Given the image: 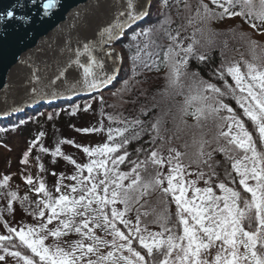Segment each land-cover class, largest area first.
I'll return each instance as SVG.
<instances>
[{"label":"snow or ice","instance_id":"1","mask_svg":"<svg viewBox=\"0 0 264 264\" xmlns=\"http://www.w3.org/2000/svg\"><path fill=\"white\" fill-rule=\"evenodd\" d=\"M28 2L31 6L39 5L43 16H50L60 5V0ZM183 2L185 9H190L187 0ZM210 2L214 7L200 0L196 16L208 22L239 16L254 31L264 35V0H258V5L256 0ZM137 3L138 0H124V6L118 8L114 19L98 31L94 40L70 49L73 57L59 68L55 80L64 77L69 68H75L80 79L69 87L70 91H75L77 85L88 92L109 87L117 78L119 68L106 71L104 58L112 60L114 65L122 62L112 45L123 40L126 32L149 16L151 3L139 7ZM162 5L167 7L168 0H162ZM23 8V0H18L0 12V24L13 20L28 22L29 15L17 16L16 9ZM170 23V18L165 17L158 27L131 31L130 41L134 43L125 47L136 48L132 56L133 78L138 65L148 71H158L161 64L166 66L168 87L184 96L179 109L181 123L186 124L184 116L194 117V127L201 129L200 138H193L191 145L185 144L184 152L168 148L165 156L163 149L170 140L165 139L166 130L160 117L121 118L122 127L108 129V142L103 145L94 148L75 145L89 157L86 164L77 163L61 151L59 144H74V141H60L52 151L53 157H63L76 171L72 176L59 174L57 196L47 189L43 178L34 182L31 175L24 179L30 190L37 193L36 201L29 200L27 195L20 197L16 191L7 192L8 207L0 209V223L7 230V234H0V253H3L0 262L6 264L8 256L17 264H264V64L222 58L217 67L210 69L211 79L205 80L198 71L189 70V62L194 59L207 66L212 57L197 50L199 41L194 34L191 43L185 46L184 41L189 38L181 37L180 30L173 34L164 28ZM161 29L169 41L167 46L153 39ZM249 44L253 51L258 46L254 40H249ZM150 48L156 50L149 51ZM33 78L39 80V77ZM229 78L233 83H229ZM128 83L124 81V88L118 92L126 91ZM32 92L37 102L47 95L36 88ZM57 96L52 93V98ZM227 100H234L237 107L233 108ZM87 107L90 105L85 111ZM77 110L79 106L72 114ZM150 111L142 108L140 115L148 116ZM48 118L51 120L53 116L49 114ZM109 119L116 118L109 116ZM208 121L214 127L210 139L205 138L207 133L203 131ZM145 135L149 137L144 141L148 147L136 148V159H131L129 144ZM37 143L38 140L30 144L21 163L28 164L31 149ZM40 151L50 150L40 145ZM216 154L223 156V163L215 159ZM141 155L144 159H140ZM193 164L195 170H192ZM122 165L128 171H122ZM165 166L167 172L163 171ZM220 167L222 173L217 171ZM40 168L44 170L43 165ZM193 176L194 179L189 178ZM10 180L11 176H3L0 188L8 189ZM64 180L73 183L64 184ZM153 196L157 198L159 210L154 207L151 212H142L151 204ZM16 201L37 224L13 227L4 220V212L11 214ZM172 204L176 207L174 214L169 211ZM149 215L154 218L148 220ZM54 221L55 226L49 228ZM149 224L159 225L160 231H151ZM71 233L79 239L71 243L64 241ZM49 237L53 238L52 244L45 243Z\"/></svg>","mask_w":264,"mask_h":264},{"label":"trees","instance_id":"2","mask_svg":"<svg viewBox=\"0 0 264 264\" xmlns=\"http://www.w3.org/2000/svg\"><path fill=\"white\" fill-rule=\"evenodd\" d=\"M256 2L258 5V0H256ZM187 3L191 6L190 9H185L183 0H180L179 3H177V0H168L167 7L162 5V0H153L149 16L139 25L126 32L124 39L118 43V47L123 57L124 67L120 80L113 86L112 89L105 90L97 95L90 96L85 99L77 100L73 103L63 102L55 105H48V107H40L30 113H24L22 115L3 119L0 121V138H5L9 132L13 130L24 128L28 129L30 136L29 140L31 143L38 140V143H41L43 147L47 142V145L49 143V145L54 148L50 142L53 139L52 134L54 130L58 129V134L55 136V145L57 147L60 141L67 138V130L75 126L76 122L74 119L78 117L82 118L83 112H92V114L94 112L96 116L101 117L102 115L101 119L97 120V122L101 123L103 118L106 117L111 123L118 124L121 127V118L134 119L137 116H140L143 120H149L153 117H160L162 120V128L166 130L163 133L165 139L170 140V142L166 143L164 147L170 146L171 140H173L174 136L177 137L180 133V129L186 125L181 123V114L179 112L180 106L184 103V96L177 95L176 90L168 87L166 74L169 69L163 64H161L158 71L155 69L148 71L138 65L136 67L137 75L133 78L132 56L136 53V48L125 47V45L134 43L130 41L131 31L154 26L158 27L165 17H169L171 23L165 24L164 28L171 30L173 34H175L176 30H180L181 37L189 38L184 41L185 46L188 43H191L194 34V38L199 41V44L196 46L197 50L199 52L210 54L212 57L211 63L207 66L199 64L194 59L189 62V70L198 71L200 76L205 80L211 79L209 74L210 69L217 67L221 63L222 58L228 61L246 60L257 64H264V41L260 39L257 41L253 37L249 24L241 17L237 16L223 21L208 22L202 17L196 16V10L199 7L200 0H187ZM204 3L209 4V7H214L210 0H204ZM189 21H191V23H189ZM241 33H246L247 35L241 36ZM153 39H155L156 43L159 45L167 46L169 44V41L162 29L155 32ZM249 40L257 42L258 46L254 51L249 44ZM140 42L141 46H143V37L140 38ZM155 50L156 49L154 48L149 49V51ZM221 52L224 54L223 57L221 56ZM254 56L256 57L255 60L253 59ZM159 58L161 60L163 59V51L160 52ZM124 81H129L127 90L118 92L119 89L124 88ZM137 81H139V83H137ZM212 82L218 84L220 83L219 81ZM229 83H233L230 78ZM114 93L116 94L114 95ZM112 97H122L127 100L128 104L125 108L120 109L112 107L109 103V100H111ZM226 102L231 104L233 108L237 107L234 100H227ZM88 105H90V107H87V110L85 111L84 109ZM76 106H79V110H77L75 114H72L73 109ZM142 108L151 109L148 116L140 115ZM49 114L53 116V119L50 120L48 118ZM109 116L116 119L110 120ZM190 116L191 115H188V117ZM183 120L186 121L187 116H184ZM248 123L250 126V122ZM40 133H44V135L40 136ZM147 139H149V137L145 135L141 140L133 141L129 144L128 151L132 154L130 157L131 159H136V148L148 147V145L144 144V141ZM157 143H159V141ZM191 144L192 141L189 142V145ZM59 146L65 155H71L70 153H67L66 150H63L65 149V143L59 144ZM172 146L179 149L181 152L186 151V149L182 151L184 147L181 144L180 148H178L179 145L178 147L174 145ZM54 150L55 149H51L49 153H47L48 158L54 159L52 155V151ZM188 151H192V149H188ZM55 158L59 159L60 156ZM140 159H144V156L141 155ZM215 159L223 163L222 155L216 154ZM195 167V164H193L192 168ZM121 170L128 171V167L126 165H122ZM217 171L222 173L223 168L220 167ZM221 178L223 179L222 175ZM57 195H59V193H56L55 191V196ZM154 207L159 210L157 198L155 196L151 198V204L141 211L151 212ZM169 211L173 214L175 213L173 204L170 206ZM153 218V215H149L147 217L148 220H152ZM174 219L175 216L173 215V220ZM148 227L149 229L160 231V227L157 224H149ZM71 235H74V233H71L68 236ZM76 236L77 239H79V236Z\"/></svg>","mask_w":264,"mask_h":264},{"label":"water","instance_id":"3","mask_svg":"<svg viewBox=\"0 0 264 264\" xmlns=\"http://www.w3.org/2000/svg\"><path fill=\"white\" fill-rule=\"evenodd\" d=\"M17 2L0 0V12ZM23 2L25 8L16 9V12L17 16L29 15L31 19L28 22L13 20L0 24V117L21 112L13 111L14 108L24 111L41 103L98 93L83 91L79 85L75 91L69 90L80 79L75 68H69L61 79L55 78L59 68L73 57L70 49L74 50L82 42L94 40L98 31L114 19L118 8L124 6V0H60V5L50 16H43L39 5L31 6L28 0ZM149 2L152 4V0H138L137 6ZM113 45L115 53L120 56ZM97 55L104 58L103 53L98 52ZM104 60L106 71L111 72L113 67L119 68L118 78L121 63L114 65L112 60ZM34 76L39 77V80H35ZM33 88L47 95L37 102ZM52 93L58 96L52 98Z\"/></svg>","mask_w":264,"mask_h":264},{"label":"rangeland","instance_id":"4","mask_svg":"<svg viewBox=\"0 0 264 264\" xmlns=\"http://www.w3.org/2000/svg\"><path fill=\"white\" fill-rule=\"evenodd\" d=\"M250 31L257 41H259L258 39L264 41V35H261L259 32L254 31L251 27ZM117 50L120 49L117 48ZM109 103L112 107H115L117 109L125 108L128 104L127 100L122 97H112L111 100H109ZM101 117L96 116L94 112L93 114L92 112H83L82 118L78 117L74 119L76 124H72H75V126L69 128L66 132L67 138H65V140L74 141V144L65 143V149L63 150H66L67 153L75 156L73 158H75L74 160H76L77 163L79 162V164H86L88 163V160L82 159L85 156V153L75 145H81L90 148H94L97 145H103L104 143L108 142V129L121 127L118 124L111 123L106 117L103 118V121H101V123L97 122V120H100ZM195 124L196 121L194 117L187 116L186 125H184L180 129V133L177 137L174 136L173 140H171V145L168 147H164L163 154L167 156L168 148L173 147L172 145L176 147H178L179 145L178 148H180V144L184 147L185 144H189L190 141H193V138L199 139L201 129L194 127ZM77 129L102 130L83 132L77 131ZM203 131L207 133V136L205 138L210 139L214 131V127L211 121L207 122ZM57 132L58 129L54 130L52 134L53 139L50 141L54 148L51 147L49 143L47 145V142L45 143L44 148H47L49 150L55 149V136H57ZM29 138L30 136L28 129L24 128L13 130L9 132V134L5 138H0V179H2V177L5 175L11 176L8 189L0 188V209H6L8 207L7 192L9 190L16 191L20 197H24L25 195H27L29 197V200L31 201H36L39 198L37 193L30 190L29 185H27V183L25 182V176L31 175L34 178V182L39 180L40 178H43L47 189L53 194V196H55V187L57 185L59 174L63 173L65 176H72L76 171L74 165H72L69 161L63 159V157H60L59 159L48 158L47 153L49 152L45 153L40 151V145H42L41 143H38L36 146L32 147L31 153L28 157V164L21 163L24 153L29 150L31 144ZM184 150L185 148L182 151ZM37 157H39V159H37ZM40 165H43V171L41 170ZM192 170H195V168H192ZM163 171L167 172V166H165ZM52 173H56V175H53ZM189 178L194 179L195 177L193 176ZM63 183L71 184L73 183V181L64 180ZM200 186H204L203 182H201ZM62 191H66V189L62 188ZM27 205L28 201H25V206ZM12 207L14 211L11 214H9L8 212H4V220H6L10 226L19 227L21 225H32L38 223V221L33 216L29 215L24 210V207L21 206L19 201L14 202ZM173 208L174 211H176L175 204H173ZM55 224L56 221H54L52 225H49V228L54 227ZM150 230L158 231L155 229ZM0 234H7V230L4 227L3 223H0ZM63 240L71 243L75 240V237L74 235L66 236L63 238ZM45 243L52 244L53 238L49 237L45 241ZM65 247H67L66 244ZM213 254H215V250H213ZM0 264H5V262H0ZM6 264H17V261L12 257L6 256Z\"/></svg>","mask_w":264,"mask_h":264}]
</instances>
